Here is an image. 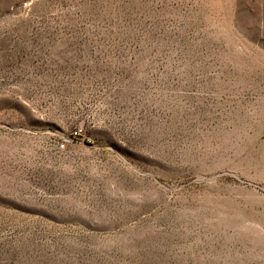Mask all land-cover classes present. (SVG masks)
Listing matches in <instances>:
<instances>
[{
  "label": "rangeland",
  "instance_id": "1",
  "mask_svg": "<svg viewBox=\"0 0 264 264\" xmlns=\"http://www.w3.org/2000/svg\"><path fill=\"white\" fill-rule=\"evenodd\" d=\"M0 264H264V0H0Z\"/></svg>",
  "mask_w": 264,
  "mask_h": 264
}]
</instances>
